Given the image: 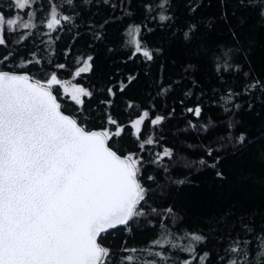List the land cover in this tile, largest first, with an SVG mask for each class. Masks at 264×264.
<instances>
[{
    "label": "trees",
    "instance_id": "trees-1",
    "mask_svg": "<svg viewBox=\"0 0 264 264\" xmlns=\"http://www.w3.org/2000/svg\"><path fill=\"white\" fill-rule=\"evenodd\" d=\"M160 2L35 0L20 10L14 0H0L6 19L27 22L34 14L35 25L5 29L0 70L26 72L42 83L55 73L61 84L52 90L63 111L87 130L122 129L111 136L110 147L139 160L147 194L138 207L144 214L101 235L110 251L106 264H243L233 247L249 251L254 264L264 241L260 0H168L166 10ZM53 6L70 19L50 30ZM162 13L167 21L159 20ZM136 28L151 60L135 51L129 33ZM85 61L91 70L77 76ZM68 80L91 93L82 104L64 92ZM256 81L261 84L250 87ZM197 107L199 116L188 111ZM145 111L137 133L132 125ZM109 116L116 124L108 123ZM156 116L164 119L152 125ZM165 149L171 157H162ZM193 235L204 239L196 242ZM166 238L172 242L154 243ZM189 244L195 251L186 250Z\"/></svg>",
    "mask_w": 264,
    "mask_h": 264
},
{
    "label": "snow or ice",
    "instance_id": "snow-or-ice-1",
    "mask_svg": "<svg viewBox=\"0 0 264 264\" xmlns=\"http://www.w3.org/2000/svg\"><path fill=\"white\" fill-rule=\"evenodd\" d=\"M34 2L14 0V6L23 10ZM167 4L168 0H161L158 6L166 10ZM259 6L260 15L264 16V0H260ZM33 15L29 14L28 21L22 22L0 14V45L6 43L5 29L35 27L31 22ZM50 16L47 21L50 30L61 19H70L60 17L56 6L51 8ZM168 19L163 13L159 16L162 22ZM138 34L139 28L129 33L135 51L151 60L152 53L141 48ZM90 70L91 64L85 61L76 75ZM59 84L55 73L42 83L28 74L0 70V264H106L110 251L98 242L101 234L144 214L138 207L147 194L139 178V160L132 155H118L109 146L111 136H119L122 129L112 133L90 131L76 118L65 115L52 91ZM260 84L256 81L250 87ZM108 91L111 93L112 89ZM90 95L77 87L72 100L79 105L81 96ZM188 111L196 116L201 112L199 107ZM148 115L145 111L133 123L137 133ZM163 119L156 116L151 123L159 125ZM108 123L116 121L109 116ZM238 140L244 143L245 136L241 134ZM171 156V151L165 149L162 157ZM203 239L200 235L192 236L196 242ZM230 251L243 257V264H252L248 260L249 251L240 247ZM156 255L164 259L160 253ZM207 256L205 253L201 260ZM126 259L131 262L133 257ZM253 260L254 264H264V241L257 247ZM228 264L240 261L231 259Z\"/></svg>",
    "mask_w": 264,
    "mask_h": 264
},
{
    "label": "rangeland",
    "instance_id": "rangeland-1",
    "mask_svg": "<svg viewBox=\"0 0 264 264\" xmlns=\"http://www.w3.org/2000/svg\"><path fill=\"white\" fill-rule=\"evenodd\" d=\"M62 87H63L64 92L69 94L72 97L74 89L79 87V86H77L72 80H68V81H64L62 83ZM79 88H81V87H79ZM65 89H67V90H65ZM159 241H160L159 244H161V245L172 242L170 238L162 239V240H159ZM193 246H194L193 244H189L186 247V250L189 251V249H193Z\"/></svg>",
    "mask_w": 264,
    "mask_h": 264
},
{
    "label": "water",
    "instance_id": "water-1",
    "mask_svg": "<svg viewBox=\"0 0 264 264\" xmlns=\"http://www.w3.org/2000/svg\"><path fill=\"white\" fill-rule=\"evenodd\" d=\"M13 73H16V74H28V73H26V72H13ZM28 75H30V74H28ZM31 76V75H30ZM53 91V90H52ZM53 95H55L56 96V94L53 92ZM57 97V96H56ZM57 102L58 103H60V101L58 100V98H57ZM60 105H61V103H60ZM61 111L65 114V115H69V114H67V113H65L64 111H63V109H62V105H61ZM70 116V115H69ZM90 131H100V130H97V129H93V130H90ZM110 146V145H109ZM114 150V149H113ZM115 151V150H114ZM118 155H120L119 153H117ZM121 156H124V155H121ZM120 226H123V225H120ZM120 226H117L116 228H118V227H120ZM111 230H113V229H110L109 231H111ZM108 231V232H109ZM105 233H107V232H105ZM102 234H104V233H102ZM101 234V235H102ZM101 237V236H100ZM100 237L98 238V242L100 243Z\"/></svg>",
    "mask_w": 264,
    "mask_h": 264
}]
</instances>
